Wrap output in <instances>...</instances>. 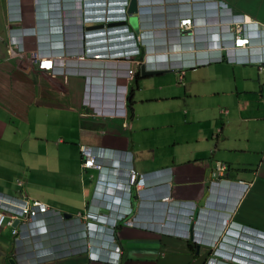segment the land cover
Listing matches in <instances>:
<instances>
[{
    "label": "crops",
    "instance_id": "0c3cea01",
    "mask_svg": "<svg viewBox=\"0 0 264 264\" xmlns=\"http://www.w3.org/2000/svg\"><path fill=\"white\" fill-rule=\"evenodd\" d=\"M14 3L0 0V210L6 220L17 215L24 199L40 200L72 218L84 212L86 202L95 195L97 174L81 167L79 146L88 143L127 149L133 167L148 174L151 188L167 192L169 183L171 204L198 203L205 195L211 197V170L216 162L224 164L223 177L231 180V192L240 194L239 181L249 184L236 196L231 216L246 228L264 233V71L257 69L255 61L239 60L264 55V0H139L138 20L131 25L143 32L147 55L159 69L141 77L134 70L128 83L134 86L131 111L125 119L100 124L97 129L94 118L84 114L81 99L87 79L99 85L100 67L107 69V62L82 63L81 73L68 74L65 80L35 72L30 55L44 50H37V44L52 54L57 47L52 43L58 38L69 39L73 47L78 43L59 30L56 38L48 37L51 27L61 24L63 14L51 10L49 17L46 0L39 12L31 0H22L25 11L20 24L8 22L12 14L8 7ZM229 11L257 25L253 42L236 49V54L233 49L225 50L230 38L222 26L233 19ZM186 16L194 18V33L187 38L177 31V23ZM14 25L36 27L37 31L26 33L21 57L4 59L7 33ZM60 48L76 53L68 42ZM114 66L111 70L124 72ZM111 70L105 74L107 78ZM126 80L124 77L123 82ZM102 129L108 134H99ZM135 204L133 200L132 206ZM212 209V215L193 220L188 235L185 220L175 219L180 238L138 226L120 228L117 240L124 249L120 264H196L193 254L203 255L206 248L194 251L191 228L193 238L201 236V226L206 228L210 220L220 217L221 208ZM135 214H139L137 209ZM52 225L51 219L50 230ZM81 227L77 226L76 233ZM74 233L75 227L67 221L65 241ZM78 234L81 237L82 231ZM252 238L249 234L234 236L238 256H249L250 251L246 254L244 250L251 249ZM227 240L225 236L223 241ZM21 253L15 235L4 224L0 228V264H13L14 259L19 264L24 259L19 258ZM59 264L106 263L76 255Z\"/></svg>",
    "mask_w": 264,
    "mask_h": 264
},
{
    "label": "clouds",
    "instance_id": "9594fccd",
    "mask_svg": "<svg viewBox=\"0 0 264 264\" xmlns=\"http://www.w3.org/2000/svg\"><path fill=\"white\" fill-rule=\"evenodd\" d=\"M31 1L39 12L43 0ZM129 2L130 0H46V6L48 7L47 15L50 14L51 10H55L56 12L60 10L63 13L61 24L53 25L54 31L49 33L48 37L56 38L58 34L56 31L60 30L58 29L60 25H63L65 30L59 32L63 33L64 36L72 35L75 37L71 39L78 43V47H73L69 39L58 38L52 43L53 45H57L54 48L56 49L54 53L48 54L45 52L47 51L45 47H42L44 48L42 53L35 52L30 55L32 68L35 72H48L52 75H59L64 80L68 74L81 73L82 63H88L90 66L100 60L107 62V69L100 67L102 69V77L99 85L92 84L87 79L81 99L85 107L84 114L87 117L91 116L94 118L96 122H92L96 124V129L100 124L107 126L109 121L125 119L128 112L131 111L134 86L132 84L128 85V83L134 77V70L136 71L135 76L139 75L141 77V66H143L145 72L158 71L159 69L156 61L150 60L147 55V46L144 42L143 32L134 30L131 25V18L137 16L138 19L139 16V0H137L136 13L128 12ZM22 9L24 10L22 0H15L14 7L10 9L8 7V10H12V14L8 17V22L16 23L17 20H22L18 19L24 13ZM65 13L66 15H64ZM230 14L233 19L226 26H222V31L227 33L229 38L231 35L228 28L232 25V22L236 19L248 22L242 15L233 14L232 12ZM40 15L43 16L44 14L41 13ZM57 17L59 18V16ZM186 17H190L191 22H194L192 16ZM17 23L20 24V22ZM36 29V27L30 29L19 25L11 26L9 35L7 33L9 46L6 51L8 55L3 58L6 59L8 56L21 57L24 43L22 42L23 37L27 36L26 33H29V30L36 32ZM192 31L194 33V24ZM178 33L186 38L190 37L181 34L179 31ZM254 36L253 34L251 42H253ZM231 40L230 38L229 48L225 49L224 46H221L226 52L228 50L231 51V49L235 50L231 48ZM67 42L72 47V50H76V53L70 54L65 50H61L60 45L63 43L67 44ZM249 56L250 60L257 61L264 59L262 53L256 57L253 55ZM230 57H232V54L229 55ZM42 59H49L48 64L50 65L48 68L39 66ZM113 65L124 72L121 74L115 68L111 70ZM88 69L94 72L92 67ZM108 70H111L109 78L113 79L112 82L105 76ZM124 77H127L126 82H123ZM129 100L132 101L131 105H129ZM98 133L103 135L108 134L104 129ZM91 146L99 154V159L103 161L105 166L110 168L104 169L101 172L90 168L97 171L94 181L95 195L88 201L93 203L91 205V212L94 217L84 219L83 223H95L92 225H94V234L96 236H93L94 234L87 230L86 232H82V236L80 237L78 232H81V229L77 230L76 233L77 226L79 225L75 219L77 214L73 218L71 215L66 217L64 215L66 213L51 208L46 203L48 206L47 212L39 214L36 218L25 220L24 225H22L21 218L13 219L10 217L6 220L4 217L3 225L12 219L11 226L8 225L10 232L11 228H16L17 230V233L13 235H15V241L19 244L22 252L19 258H24L19 264H59L60 260L76 255L85 256L89 262L99 261L106 264H120L124 254L123 246L117 240L120 228L138 226L160 234L180 238L179 230L173 225L175 219L185 220L183 222L186 224V234L188 235L193 220H198L200 217L204 219L205 216L212 215L215 212L212 209L214 207L221 208L219 211L220 217L210 220L206 228L205 225L201 226V236L193 238L194 229L191 228L192 239L196 243L193 247L194 251H198L200 246L206 248L203 255L193 254L194 257H197L196 264H212V261L215 260L220 264H231L226 260H231L234 264H264V233L246 228L235 222L231 216V212L234 210L233 207L238 201L236 196L240 197L243 194V191L249 186L248 183L244 181L237 182V185L242 188L240 194L236 195V193L228 189L232 184H228L231 180L223 177L224 175L220 177L212 176L211 197L205 195L202 206H198L199 202L195 203L194 201H174L171 204L169 183L167 192L159 193L158 190L151 188L148 185V174L140 172L133 167L132 159L129 153L125 151L127 149L107 145ZM127 167L146 175V184L143 188L137 190L134 186L130 185L129 188L126 186L124 174ZM86 169L83 168V170ZM221 185H226L227 189H221ZM229 199L233 201L232 205H227V200ZM31 200L24 199L20 202L18 210L21 209L26 201H28L26 204L32 203ZM133 200L136 201L135 206H132ZM88 202L85 204V211L79 213L85 215L88 210ZM206 203L209 204V209H204ZM136 209L141 215L135 214ZM201 210H203V213H200ZM0 212L2 211L0 210ZM2 214L5 215L3 212ZM180 214H184L186 217ZM133 216L141 221L140 225L128 226L122 224V219ZM50 218L53 224L52 230H50ZM15 220H18L16 225H14ZM115 220H118L116 224H114ZM67 221H71L75 227L74 236L73 238L68 237V242L65 241L63 236ZM39 222L42 224L38 226ZM236 234L238 236L249 234L253 237L254 244L250 247L251 249L248 250L245 247L244 250L246 254L250 251L248 257H240L236 254L237 242L234 240ZM225 236H228L227 241H223ZM116 244L121 246V253L115 252L114 247ZM67 249L69 250L66 251ZM27 254L29 256L25 258ZM14 264H17L15 259Z\"/></svg>",
    "mask_w": 264,
    "mask_h": 264
},
{
    "label": "built area",
    "instance_id": "2783aa9c",
    "mask_svg": "<svg viewBox=\"0 0 264 264\" xmlns=\"http://www.w3.org/2000/svg\"><path fill=\"white\" fill-rule=\"evenodd\" d=\"M254 22H244L242 20L236 19L234 22H232V25L228 28L229 33L231 35V48L239 49V48H247L249 47V44L251 42V37L253 35V31L256 30L257 25ZM177 30L181 32V34L185 36H191L193 35V21L191 22L190 17H184L181 20H179L177 24ZM139 37V36H138ZM225 48V47H224ZM223 48V49H224ZM229 51V50H228ZM239 60L243 61H255V60H250L248 57H242L239 58ZM49 59H42L40 61L39 66L42 68H48L50 64H48ZM255 64L257 65V69L261 72L264 71V59H260L255 61ZM80 155H81V167L82 168H94L99 170L100 172L104 169H110L105 164L101 159H99V154L95 151V149L88 143H83L80 145ZM226 170V166L220 162H216L213 165L212 169V176L215 177H220L224 175ZM124 182L126 183V186L128 188L131 186H134L137 190L143 188L146 184V175L143 173H139L135 171L134 169L131 168H126L125 169V174H124ZM32 203L26 204L28 201L25 202L24 205H22L21 209L17 213V215L11 216V218H21L22 219V225L25 224V220L30 219V218H36L39 216V214L47 212L48 206L39 201V200H31ZM91 205L93 203L88 202L87 203V208L88 210L86 211L85 215L83 213H78L75 216V219L77 222L82 226L80 229L82 232H86L87 230L92 232L94 234V225L95 223L89 224V223H83V220L88 218V217H94L92 212H91ZM5 215L0 212V227L3 226L4 218ZM118 220H115L114 224H116ZM122 224L125 225H140L141 221L137 219V217H130L127 219H122L121 220ZM12 224V219L7 222V225L11 226ZM12 234H16L17 230L16 228H11ZM93 236H96L95 234ZM86 237V235H84ZM67 249L66 251H68ZM115 252L121 253V246L119 244H116L114 247Z\"/></svg>",
    "mask_w": 264,
    "mask_h": 264
},
{
    "label": "water",
    "instance_id": "95a60500",
    "mask_svg": "<svg viewBox=\"0 0 264 264\" xmlns=\"http://www.w3.org/2000/svg\"><path fill=\"white\" fill-rule=\"evenodd\" d=\"M128 12L129 13H136L137 12V0H130V2H129V6H128ZM137 16H133L132 18H131V21H134V22H137ZM132 25H134V24H132ZM140 72H141V76H147V75H149V74H151V73H156V72H158V71H151V72H145L144 70H143V66H141V68H140ZM204 200H205V197H202L201 198V201L199 202V204H198V206H202V204H204ZM66 217H68V216H70L69 214H64ZM17 221L18 220H15V222H14V225H16V223H17ZM14 264V263H13Z\"/></svg>",
    "mask_w": 264,
    "mask_h": 264
},
{
    "label": "rangeland",
    "instance_id": "374dc122",
    "mask_svg": "<svg viewBox=\"0 0 264 264\" xmlns=\"http://www.w3.org/2000/svg\"><path fill=\"white\" fill-rule=\"evenodd\" d=\"M22 11L24 12L25 10H23L22 9ZM63 13L61 12V15H62ZM50 15V14H49ZM18 19H22V17L21 16H19L18 17ZM17 22H21V20H17ZM49 23H50V25H52L53 24V22H51V21H49ZM58 29H60L59 31H64L65 30V27L63 26V25H60L59 26V28ZM36 31H37V29H36ZM51 31L53 32L54 30H53V28L51 27ZM23 38H25V37H23ZM36 40H38L39 38H38V35L36 34ZM40 48H42V47H38V44H37V49H40ZM45 117H46V113H44L43 114V116H42V118L43 119H45ZM227 201H231V199H229V200H227ZM215 228H214V226H213V230H214ZM226 261H229V263H231V264H234V262L233 261H231V260H226ZM212 264H220L218 261H212Z\"/></svg>",
    "mask_w": 264,
    "mask_h": 264
},
{
    "label": "trees",
    "instance_id": "16d2710c",
    "mask_svg": "<svg viewBox=\"0 0 264 264\" xmlns=\"http://www.w3.org/2000/svg\"><path fill=\"white\" fill-rule=\"evenodd\" d=\"M131 102H132V101H131V100H129V105H131Z\"/></svg>",
    "mask_w": 264,
    "mask_h": 264
}]
</instances>
